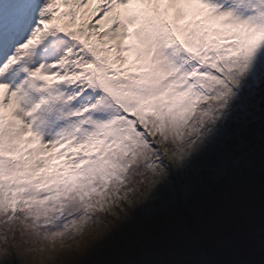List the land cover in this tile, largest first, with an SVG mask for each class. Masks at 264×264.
Segmentation results:
<instances>
[{
	"label": "snow or ice",
	"instance_id": "obj_1",
	"mask_svg": "<svg viewBox=\"0 0 264 264\" xmlns=\"http://www.w3.org/2000/svg\"><path fill=\"white\" fill-rule=\"evenodd\" d=\"M0 264H264V0H0Z\"/></svg>",
	"mask_w": 264,
	"mask_h": 264
},
{
	"label": "rangeland",
	"instance_id": "obj_2",
	"mask_svg": "<svg viewBox=\"0 0 264 264\" xmlns=\"http://www.w3.org/2000/svg\"><path fill=\"white\" fill-rule=\"evenodd\" d=\"M210 258L215 260H233V259H256L259 260L261 258L259 248H257L254 255H248L241 249L233 252L232 254H225L220 251L211 250L210 249Z\"/></svg>",
	"mask_w": 264,
	"mask_h": 264
}]
</instances>
